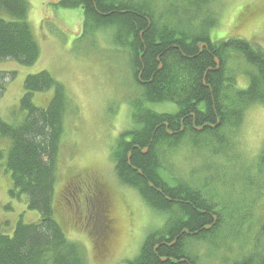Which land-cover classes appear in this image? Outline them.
<instances>
[{"label":"trees","instance_id":"trees-1","mask_svg":"<svg viewBox=\"0 0 264 264\" xmlns=\"http://www.w3.org/2000/svg\"><path fill=\"white\" fill-rule=\"evenodd\" d=\"M200 1L206 5L211 2L209 11L218 13L211 7L218 0ZM55 3L62 7L77 6L82 21L80 36L100 32L106 50L112 49L121 56L129 68V79L137 85L135 95L128 100L131 117L128 128L121 129L116 140L112 139L109 151L119 182L133 186L144 203L162 215V220L160 227L148 232L138 253L127 260L128 264H198L199 256L193 253L195 244L206 242L205 247L209 248L213 238L223 237L224 231L234 223L232 219L242 215L239 212L236 216L234 212L244 210L229 209L222 202L230 198L220 196L218 199V191L206 187V181L211 180V170L201 166L200 175L204 181L191 186L184 177L194 173H184L182 179L175 180V174L167 172L165 158L170 159L168 152L186 146L188 141L192 149L203 154L202 158L215 161V153L222 150V144L230 142L231 135L237 139L248 111L257 104H264L263 45L245 38L212 33L214 24L198 17L201 13L193 0L187 3L197 7V12L191 14L185 10L186 18L177 19L176 25L168 23V11L153 18L155 11L150 0H57ZM28 6L27 0H0V12L4 10L12 16L0 14V58H14L22 64H31L38 58V44L26 18ZM120 9L125 11L121 13ZM112 27L120 36L125 34L124 38H117V48L109 45L116 43L111 42ZM200 42L205 43L201 50ZM13 75V70L0 69V94L6 79ZM240 75L247 76L245 85L239 81ZM49 87L54 91L48 104L37 105L33 100L34 92ZM164 102L173 103L174 112L157 111L151 106ZM65 105L63 84L48 70L41 69L25 76L24 92L18 102V108L25 112L21 120L11 123L0 117V138L5 136L10 140L3 161L11 177L7 194L17 200L23 199L27 209L39 213L33 220L24 219L20 213L10 232H0V264H86L83 244L67 235L66 218L69 215L61 201L68 193L63 190L54 195ZM192 111L201 118L210 116L214 130L209 132L204 126L199 131L188 124L180 138L165 132L163 121L168 120L171 113ZM145 148L146 152L141 153ZM130 149L132 168L126 163ZM257 158L264 163L261 151ZM220 161L231 170L230 164ZM194 164L200 166L199 162ZM255 164L256 160L251 165ZM213 165L219 167L214 162ZM74 174L76 183H83L88 178L92 181L98 170L83 168ZM152 178L159 183H154ZM100 181L106 185L103 188L113 194L108 183ZM96 196L101 197L95 205L99 208L100 221L113 225V221L102 218V213L114 208L109 206L108 199L112 201L111 198ZM172 197L180 200H169ZM8 206L9 202L5 204ZM245 206L249 208L251 204ZM78 211L80 218L73 224L76 222L84 227L87 222L97 223L98 233L95 228H89L86 234L93 256L99 259L102 256L99 221L86 220L85 207ZM111 216L110 213L108 218ZM261 221L263 238H257L260 245H255L256 251H245L246 254L239 258L225 259V264H264V218Z\"/></svg>","mask_w":264,"mask_h":264},{"label":"rangeland","instance_id":"rangeland-1","mask_svg":"<svg viewBox=\"0 0 264 264\" xmlns=\"http://www.w3.org/2000/svg\"><path fill=\"white\" fill-rule=\"evenodd\" d=\"M27 1L29 6L26 18L38 44L39 56L31 64H22L9 57L0 58L1 70L14 71V75L6 79L5 88L0 94V117L11 123L20 121L25 114L18 108L19 99L24 92L25 76L41 69L48 70L63 84L66 93L64 132L60 137L57 153L54 195L65 191L72 172L86 167L97 169L98 177L105 183L118 186L109 148L112 139L123 128L121 126L131 118L127 114L130 110L128 100L135 95L137 85L129 79V68L120 55L117 56L112 49L106 50V43H103L100 32L80 36L81 23L77 6L62 7L55 3L57 0ZM188 1L190 0H150L155 11L153 17L168 11V23L176 25L177 19L186 18L183 15L185 10L193 14L198 7V12L201 13L198 17L214 24L212 33L222 37L253 40L264 47V0H218L211 5L217 14L214 10L209 11L211 2L206 5L200 0H193L197 7H192L188 6ZM0 14L12 18L4 10ZM114 30L115 27H112L111 42ZM112 44L114 48L118 47L117 43L109 45ZM240 77L239 81L245 85L247 76ZM53 91V87L35 91L34 102L39 106H46ZM151 106L159 111L175 109V105L169 102L154 103ZM120 110L125 113H118ZM239 133L241 134L237 139L231 135V141L222 144V150L215 153V161L209 157L202 158V153L188 146L168 152V157L174 164L167 156L165 158V161H169L167 165L173 174L182 178L184 173H194L187 177L193 178L196 185L202 183L200 167L211 170V180L206 181V187H213L218 191V199L220 196L230 198L229 201L223 198L226 202L222 204L232 210L250 211L234 212L236 216L239 212L242 215L238 219L233 218L234 223L230 229L224 231L226 234L223 237L213 238L214 243L209 248L205 247L208 244L206 242L195 244L193 253L199 256L198 264H225V259L239 258L246 254L245 251H256L255 245H260L257 238H263L260 224L264 218V163H260L257 157L261 151L264 162V104H257L256 108L248 111ZM9 141L8 137L0 138V232H10L20 213L26 220H33L39 215L36 210L27 209L23 199L17 200L7 194L11 177L3 161ZM192 156L195 158H191ZM221 159L231 165V170ZM255 160L256 164L252 166ZM197 162L200 166H195L194 163ZM213 162L219 167L214 166ZM177 169L182 170V174ZM67 188L71 191L73 187L68 185ZM130 193L135 199L126 198L128 192L119 193V196L121 200H129L134 206V216L129 219L131 225L127 222L124 206L117 202L114 210L116 209L115 213L119 216L117 229L120 234L110 252L111 258L105 260L93 256L88 235L76 222L73 224L75 219L80 218L81 213H71L72 201L69 198L62 199L64 211L69 215L66 218L67 235L83 244L86 264H122V259L131 258L138 253L148 232L160 227L162 215L138 200L133 192ZM8 202L9 206L5 207ZM245 204H251V207L248 208ZM76 205L83 210L84 200ZM116 256L120 257L114 262Z\"/></svg>","mask_w":264,"mask_h":264},{"label":"flooded vegetation","instance_id":"flooded-vegetation-1","mask_svg":"<svg viewBox=\"0 0 264 264\" xmlns=\"http://www.w3.org/2000/svg\"><path fill=\"white\" fill-rule=\"evenodd\" d=\"M119 11H121V13H122L125 10L120 9ZM145 18L150 23V19H149L148 15H146ZM114 31H113V40H115L116 43H117V40L119 38H124L125 34H124V36H120V34L117 31H115V32ZM139 36H141V33H139ZM202 47L201 48L199 47L200 50L202 49ZM145 49H147V48H145ZM141 51H144V50H141ZM141 56H142V52H140V54H139V57H138L139 60H140ZM214 61H215V59H214ZM138 78L140 79V76H138ZM167 112H174V110H170V111H167ZM118 113L122 114V113H125V112H124V110H120ZM210 118H211L210 116H203L201 118V117L197 116L196 113H194L193 111L189 112L188 114L171 113L169 118H168V120H164L163 121V124L165 126V130H166L165 132L167 134L170 133L172 135H175L176 138H180V137L183 136L181 132L183 130L185 131V128H186V126L188 124H190V126H193L195 128V130L201 131L204 126H207V129H208L209 132L213 131L214 130L213 128L215 127V125H214V122L209 121ZM196 119H197V123H196ZM128 125H129V123H128ZM127 128H128V126H127ZM113 139L116 140V138H113ZM186 145H191V144L187 141ZM145 149L141 150V153H145L146 152ZM130 151H131V149L127 153V160H126V163L128 164L129 167H131L130 166L131 165V163H130L131 162L130 161L131 152ZM170 160H172V159H170ZM174 178H175V180L182 179L180 176H177V175H175ZM184 179L189 181L191 186H194L193 184L195 182L192 180L193 178H191V177L185 178L184 177ZM153 181L156 184L159 183L156 178H154ZM203 181H204V178H202L201 182L203 183ZM71 183H72V181H69L68 185H70ZM148 184L152 185V182H148ZM67 186H66V190L68 192V197H71L75 202H77V200L80 199V198H83V200H85L84 207H85V211H86V215H85L86 220L95 219V220L99 221L98 222L99 239H100V243L102 245V255L109 254L111 246L116 242V240L118 238V229H117V226H116L117 220H118V218H117L118 215L116 216L115 213H114V208H115L114 201L116 199V197L114 195V191H113V194H112V192L110 193V192L106 191L103 188V187H106V185H104V183L101 182L98 177H94L92 181H89L87 183V185H83V186H79V187L78 186H73L71 191L68 190ZM123 186H124V188H128V189H131V187L134 188L131 185H129L130 186L129 187V186L123 184ZM110 188H112V187H110ZM156 189L159 190V191H162L158 187ZM182 189H186V188L182 186ZM96 194L109 196L111 198L112 201H110L108 199V201L110 203L109 206L112 205L114 208L113 209L110 208V209H108L106 211V213H102V218H103V220H107L109 222H110V220L113 221V225H112V223H105L103 221H100L101 220V216L99 214V208H96L95 205H96V203L99 202V198H101V197H97ZM68 197L66 199H68ZM169 200H174V201L177 200V201H179L180 199H178L176 197H172ZM117 202L115 203V205L117 204ZM110 213L112 214V216H111V218H108ZM131 214H132V211H130L128 213L129 218L131 217ZM84 227H86L88 229L89 228L90 229L95 228L97 233H98L97 223L95 221H92V223L91 222H87L86 226H84ZM114 229H115V231H114ZM193 231H195V230H193ZM108 236H109V240H108ZM156 247H157V245H156ZM178 247H180V246H178ZM106 257H111V255H108ZM128 259H130V258L122 259V264H128V261H127ZM182 259H184V258L182 257ZM115 261L116 260H114V262Z\"/></svg>","mask_w":264,"mask_h":264},{"label":"bare ground","instance_id":"bare-ground-1","mask_svg":"<svg viewBox=\"0 0 264 264\" xmlns=\"http://www.w3.org/2000/svg\"><path fill=\"white\" fill-rule=\"evenodd\" d=\"M153 17V16H152ZM154 18V17H153ZM113 42H116L115 40H113ZM199 44V43H198ZM204 46V45H203ZM202 47V46H201ZM216 59V58H215ZM216 61V60H215ZM216 64H218V62H216ZM161 66V65H160ZM159 66V67H160ZM146 150V149H145ZM194 186L196 185V183L193 184Z\"/></svg>","mask_w":264,"mask_h":264},{"label":"water","instance_id":"water-1","mask_svg":"<svg viewBox=\"0 0 264 264\" xmlns=\"http://www.w3.org/2000/svg\"><path fill=\"white\" fill-rule=\"evenodd\" d=\"M205 43H199L198 46L201 48V46H203ZM217 62V59H215Z\"/></svg>","mask_w":264,"mask_h":264}]
</instances>
